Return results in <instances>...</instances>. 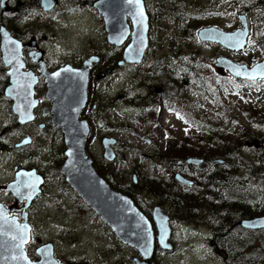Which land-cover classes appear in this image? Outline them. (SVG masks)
<instances>
[{"label":"rangeland","instance_id":"1","mask_svg":"<svg viewBox=\"0 0 264 264\" xmlns=\"http://www.w3.org/2000/svg\"><path fill=\"white\" fill-rule=\"evenodd\" d=\"M22 1L26 8L14 16L11 12L4 14L10 18L5 23L12 32L18 30L23 40L37 37L40 47L46 51L51 69L67 63L78 66L90 53L102 56L103 60L91 70L89 105L82 113V118L87 119L92 128L88 151L99 170L109 171L111 165L103 155L101 139L105 135L116 137L120 158L111 172L115 173L117 183L129 185L130 188H127L131 192L136 191L135 194L145 207L152 210L156 203H160L169 214L171 211L168 201L156 198L155 193L146 187L150 179L158 181L159 176L164 174L157 166V163L162 165L163 162L156 157V152L165 151L167 138L165 129H161L158 124L171 127L176 139L183 137L189 127L168 109H161L162 116L158 121L153 119L158 107L150 110L152 106H148L149 112L146 110L143 114L145 108L141 109V99L135 97L138 91L143 95L147 93L143 87L144 79L152 82L158 78L159 71L148 69L154 62L161 61L163 75L171 71L169 65H179L181 61L178 62L176 57L178 49L184 51L178 54L184 63L179 65V72L185 71L188 56L191 55L192 64L201 68L195 66V69L209 72L207 78L212 81L211 85L205 83V89L199 87V96H195V100L201 101L200 105L194 104L192 110L188 104L182 105L180 111L184 110V114L190 115V120L199 122L208 115L218 118L219 102L233 107V116L226 119L230 123L225 131L237 140L242 139L240 143H235L234 148L238 154V161H234L238 164L237 174L245 179L238 188L252 194H256L259 188L264 192V184H257L255 178H250L253 173H257L261 161L264 165V146L260 151L245 145L239 146L256 135L264 138V83L237 82L227 75L226 82L222 84L214 66L215 58L220 55L238 57L248 63L263 57L264 22H259L256 11L250 15L249 46L245 50L234 51L219 43L202 41L198 37L193 39L185 34V21L192 14L196 19L205 21V26L214 25L226 30L237 28L240 23L237 16L241 11L227 4V0H173L171 4L181 6V10L171 9L170 2L166 0H145L150 18V51L145 56L146 66L142 64L143 61L139 64L118 65L117 61L122 59L124 47L130 39L123 46L108 41L103 17L93 5L95 0H58V4L49 11L38 10L41 8L40 1ZM246 1L252 3L259 0ZM10 3L14 4L15 0ZM255 10L262 11L260 8ZM2 21L0 18V23ZM25 57L28 68L38 70L28 50ZM113 61L117 63L111 64ZM163 75L157 79L159 82L164 80ZM159 82L157 84L160 85ZM7 85L6 66L0 61V139L5 141V151L0 154V178L3 181L10 180L13 176L10 169L20 161L26 166H36L48 176L42 192L28 208L32 232V241L27 245L29 255L38 259L36 248L52 242L56 257L67 264H79V259H89L93 264H135L134 258H141L140 253L117 237L111 227L73 190L61 172L66 149L64 137L61 129L51 124L50 115H43L41 111L44 106H51L46 89L41 84L37 87V95L41 98L40 115L49 120L48 128L39 130L36 126L25 127L26 130L35 131V144L28 148L23 145L20 149L6 150V147H12L19 141L22 135L19 129L9 131L16 125L17 116L12 109L11 97L4 92ZM214 122L218 124V121ZM7 126L10 128L5 131ZM191 129L192 133L197 132L195 128ZM146 137L152 138L155 146L150 145ZM220 147L224 148V143ZM134 174L137 175V183H134ZM261 174L264 175V166ZM181 191H184L183 188ZM0 197L4 203L14 199L12 193L7 191L1 192ZM150 213L147 212L148 215ZM172 227L175 247L173 251L164 253L159 250L154 254V264H224L208 244L209 237L213 235L208 227L183 224L173 218Z\"/></svg>","mask_w":264,"mask_h":264},{"label":"water","instance_id":"2","mask_svg":"<svg viewBox=\"0 0 264 264\" xmlns=\"http://www.w3.org/2000/svg\"><path fill=\"white\" fill-rule=\"evenodd\" d=\"M8 2L9 0L0 1L1 12L10 10ZM40 3L44 10H51L58 4V0H40ZM16 4L17 6L21 4V0H17ZM94 6L103 17L110 43L123 46L130 39L124 47L123 58L119 64L141 63L150 43V18L145 0H96ZM239 18L242 26L235 30L229 31L209 25L199 29L198 37L202 41L219 43L236 51L241 50L249 42L250 27L245 14ZM36 39L33 36L28 42L24 41L16 37L5 23L0 24V50L9 74L5 94L13 99V110L18 115L19 122L27 123L34 120V109L38 103V99L34 97V87L39 76L33 70H25L26 62L23 56L28 46L31 48L32 58L39 62L42 74L46 76V96L52 101L50 110L52 122L58 124L63 131L66 157L61 172L65 175L66 181L123 243L139 251L141 258H134L136 264H152L156 240L162 249H173L170 216L161 205L154 207L153 219L158 231L156 236L150 218L128 194L112 187L99 173L88 151L91 127L89 121L81 117V113L89 99L90 67L93 62L100 60L99 56H91L84 61L82 67L66 64L55 71H50L44 61L45 50L39 47ZM216 66L228 69L240 78L251 80L264 78V59L249 66L220 55L216 59ZM29 141L26 138L23 143ZM116 141V137L103 138V155L109 161L116 158L113 146ZM246 144L258 146L259 141L248 140ZM186 161L198 165L203 159L191 156ZM177 178L183 183L193 182L180 173L177 174ZM134 180L137 181L136 174ZM44 182V176L36 169H21L16 173L15 180L6 186L17 203L24 202L20 208L23 220L11 215L13 210L11 207L0 203V264H67L56 257L52 242L37 247L38 259L30 257L26 249L31 239L28 208L41 192ZM239 224L248 229L264 228V214L242 219Z\"/></svg>","mask_w":264,"mask_h":264},{"label":"trees","instance_id":"3","mask_svg":"<svg viewBox=\"0 0 264 264\" xmlns=\"http://www.w3.org/2000/svg\"><path fill=\"white\" fill-rule=\"evenodd\" d=\"M155 1L158 2L159 0ZM166 1L170 2V4L173 2V0ZM170 4L166 5V7ZM227 4L238 8L241 12L247 8L254 9L259 6L257 1L247 3L246 0H227ZM27 5L30 6L31 4ZM253 5L254 7H252ZM261 5L264 6V2ZM31 7L34 6L31 5ZM25 8L26 5L24 4L20 7L19 11L22 12ZM171 9L181 10V6L171 4ZM38 10L42 11V8H38ZM18 13L11 12L13 16ZM4 14L7 13H2L0 9V18L3 19L2 22L9 21L10 18ZM261 15L264 17V11H261ZM204 23L205 21L196 19L193 14L187 17L185 21L186 36L196 39V31ZM27 29L28 26H26L25 30ZM13 33L20 37L18 30L16 31L14 29ZM183 52L184 51L178 49L177 53L183 54ZM190 57L191 55L188 56L185 71L178 73V79L180 85L188 81L189 84L197 86L199 84L198 76H200V74L197 73L195 67L191 68L190 63H192V60ZM0 61H2L1 56ZM113 62L116 64L118 61ZM203 78H205L204 81L206 83L212 84L209 78ZM155 106L156 105H153L151 110H153ZM218 106H220L218 108V118L208 115L206 119H201L199 122L195 120L192 121L193 126L197 130L196 133L187 131V134H184L183 137L176 139L173 138L172 132L168 131L167 133L169 136L166 141L167 148L166 152H163V154H172V157L184 159L188 155H194L195 153L202 155L199 153L203 151L206 152V149L214 153L215 156L221 157L223 153H225L227 160L225 164L221 165L223 171L220 170V172L218 169L211 170L208 173L203 171L186 173L188 177L196 179H194L192 185L184 186V191H181L182 188L180 186L178 191L167 188L161 191L160 183L154 179H150L149 182L146 183V187H148V190L152 193H155L154 195L156 198L161 201H169L172 218L177 219L183 224L204 225L212 230L213 235L209 237L208 244L224 264H264V229L253 230L239 224L241 219L252 218L264 214V192L259 188L256 189V194H252L245 191L246 189L238 188L239 183L244 182L245 179L239 177L237 174L238 164L234 163V161H238V154L234 151V148H236L235 145L240 143L242 139L237 140L231 133L225 131V127L230 123H227L226 119H230V117L233 116L232 113L234 108L227 105V103H224V105L219 103ZM214 121H218V124ZM192 141H194V147H190V142ZM221 143H224V148L220 147ZM203 146L207 147L204 148ZM239 146H244V142ZM203 165L205 166L206 163L195 167L202 166L203 168ZM207 165L209 169H214L212 165ZM263 166L261 161L257 173H253L250 177L255 178L257 184H264V177H262L264 175L261 174ZM99 172L106 175L113 187L126 193L131 192V190H125V185H120L116 182L115 173L113 174L107 169L99 170ZM135 193L136 191L132 192V197L138 206L144 210L146 214L150 212V209L139 201ZM78 262L79 264H93L89 259H79Z\"/></svg>","mask_w":264,"mask_h":264},{"label":"flooded vegetation","instance_id":"4","mask_svg":"<svg viewBox=\"0 0 264 264\" xmlns=\"http://www.w3.org/2000/svg\"><path fill=\"white\" fill-rule=\"evenodd\" d=\"M12 1L13 0H11L10 2H12ZM262 3H263L262 0H259L257 2V4H259V6H257L254 9L253 8H247V9L244 10L245 11L244 14L246 15V17L248 19V23H249V27L250 28H251V26H250V15L252 13H254V11H256V13L258 14V20H259V22H264V17L261 15V12H258L257 10H255L257 8H260V10L263 11L264 6L261 5ZM23 4L24 3H23L22 0H21V4H19L18 6L16 5V0H15V3L14 4H11L10 3V5H11V8H10L11 11L10 12H13V13L19 12V10H20L19 7L21 5L23 6ZM16 6H17V9H15ZM252 7H254V5ZM242 14L243 13H239L238 16H237L238 19H239V21H240L239 15H242ZM241 25L242 24H241V21H240L238 27H241ZM250 31H251V29H250ZM36 40H37V44H39L38 43V39H36ZM248 46H249V44H247L246 47L243 50H245ZM27 50L29 52V55H30L31 59L38 65V70H34V69H31V68H28L27 61H26V57H25V54H26V51ZM30 51H31V48L27 46L25 48V50H24V56H23V58H24V60L26 62V68H25V70H33L36 73V75L39 76V80H38V82L36 83V85L34 87V90H35L34 97L38 99V103H37V105H36V107L34 109L35 119L32 120V121H30V122H27V123H20L19 120H18V115L14 112L16 114V116H17V122H16V125H14L9 131H11V130L18 131V129H19L22 132V135H21L20 140L17 141V142H15L12 147H6V150H10V151H12L13 149H20L23 145H25L26 148H28V146H33L35 144V136H36L35 131H33V130H26V129H24L25 127H34V126H36L39 130H44V129H47L48 126H49V120L47 118H43L40 115L41 98L37 95V87H39L40 84H41L42 87H45L46 93H47L46 76H44L42 74V71H41V67H40L39 62L38 61H35L32 58V56L30 54ZM149 51H150V46H149L148 50L146 51V53H148ZM93 55H96V54H93V53L88 54L86 56V58L83 59V61L80 63V65H78L76 67H82L84 65V61L87 60V59H89ZM176 57H177L178 62L181 61V62H179V65H183L184 64L183 63V60H180L178 58V55H176ZM217 57L215 58L214 66L217 68V77L221 79L222 84H224L226 82L225 81V78H226L227 75L230 76L231 78L235 79L237 82H243V83L262 82V83H264V79H258V80H255V81H251V80H247V79H242V78H239V77H236L235 75H233L228 69H223V68L217 67L216 66V59H217ZM231 59L234 60V61H236V62H238V63H246L249 66H252V65H254V64L262 61L264 59V55H263L262 58L257 59L256 61L253 60V62L250 61L249 63L248 62H245L244 60H241L238 57H232ZM1 60H2V57H1ZM102 60H103V58L101 56V61ZM44 61L46 63V67L48 68V70L55 71L57 69V68L56 69H51L50 68V65H49V63L47 62V59H46V53L44 55ZM146 61L147 60L144 58V60H143L144 63H142V64L145 65V66H146ZM160 62H161L160 60L154 62L152 64V66L148 68L149 70L151 68H153L154 71H159L160 74H159L158 78H162V75H163L162 67L160 66ZM111 64H114V63H111ZM4 65H5V63H4ZM97 65H99V63L93 62L92 66L90 67V76H91V70L95 66H97ZM179 65L178 64H175V66L169 65L170 68H172V69H171L170 72H166L163 75V76H165V78H163L164 80H162L161 82H159L157 80L158 78L155 79L152 82H150L148 79H144L143 80V87H145L147 89V93H148V94L146 93L145 95L141 94V96H140V99H141L140 104L142 105L141 106V109L142 108H145L143 110V114L146 113V110H147L148 106H153L155 104L156 105V108L158 107V110L156 111L157 112V115H154L153 116V119L154 120H157L158 121L161 118V116H162V114L160 112L161 109H168V111L175 113V118L176 117H179L186 124H188V122L191 121L190 120V115L188 113L187 114H184V112H185L184 110H182V112L180 111L181 106L188 104V106L190 107V110H192V108L194 107V104H196V105L197 104L198 105L201 104V101L195 100V96L198 95V90L200 88H202V89H205L206 88V86H205V83L206 82L204 81L205 78H203V77H208L209 72H208V69H206V68L205 69L207 70L208 73H206L205 71L203 72L202 70L200 71V70H198V69H201L199 65H194V64L190 63L191 68H193V67L196 66L198 68L197 69V72L203 74V75L198 76V81H199L198 82L199 83L198 84V87L196 85H194V84H189L188 81H185V82H183L182 85H180V82H179V79H178V73H179L178 68H179ZM110 68H111V66L109 65V68L108 69H110ZM6 71H7V67H6ZM158 82L160 83V85L157 84ZM8 84H9V75H8ZM152 89H153V92H150ZM4 92H5V90H4ZM88 93L90 94V81H89ZM47 99H49V98H47ZM89 100L90 99H88V103H87L86 107L89 105ZM12 101H13V99H12ZM49 101H50L51 106H52V101L50 99H49ZM13 103H14V101H13ZM51 106L50 107L44 106L41 111H42L43 115H50V117H51L50 119H51V124L52 125H56V126L59 127L58 124H54L52 122V115L50 113ZM86 107L84 108V110L82 111V113L86 110ZM12 109H13V104H12ZM147 112H149V111L147 110ZM82 113H81V117H82ZM162 113H163V111H162ZM235 116H236V113H235ZM158 126H160L161 129L162 128H165L166 135H168V136H169V134L167 132L168 131H171V132L173 131L171 127L167 128L166 125H164V127H162L163 126L162 123L161 124L159 123ZM90 127H91V125H90ZM9 128H10V126H7L5 128V131H8ZM61 131H62V129H61ZM62 133H63V131H62ZM91 134H92V128L90 130L89 137L91 136ZM0 136H1V134H0ZM260 136L261 135H259V136L256 135L253 138H249V141H252V139L253 140L254 139H257L259 141V145L258 146H256V145L255 146L245 145V146L246 147H249V148H254V151L255 150L260 151L262 149V147L264 146V138H262ZM63 137H64V135H63ZM104 137H111V135L110 136L105 135V136H103V138ZM26 138H28L30 141L28 143H23V141ZM103 138L101 139V141L103 140ZM173 138H176V136H173ZM146 140H147V142L150 145H154L155 146V142H154V140L152 138H147L146 137ZM165 143L167 145V142H165ZM190 143H191L190 144V147H194V144L192 142H190ZM118 144H119V141L117 139L116 145H115L116 158L114 160L108 162L111 165V167H110L111 169L109 168V172H111V170H115L116 160L120 158V152L116 148V146ZM4 146H5V141L1 138L0 139V154L5 151V147ZM205 147H207V146H205ZM166 148L167 147H165V149H164L165 151L164 152H166ZM199 154H202V155H198L197 154V155H188V156H195V157L202 158L203 159L202 164H205L206 163L205 166L203 165V168H202V166L201 167L190 166V165H194V164H189L186 161V158L179 159L178 157H175L174 159H172L174 156L173 157L172 156L170 157L168 154H163V153L156 152V157L163 162L162 165L160 163H157V166H159L160 170L164 171L163 172L164 174H162L161 176H159V180L157 181V182L160 183L159 185L161 187V191H163L166 188L167 189H175L176 191H178L179 186L185 190L184 183L180 182L178 180V178H177V173H181L182 175H184L185 177H187L186 173H197V172H202V171L208 173L211 170H218V169H219V171L220 170L223 171V167L221 165L225 164L226 162L225 161L224 162H221L219 160L220 159H224V160L227 159L225 153H223V156H221V157L220 156H215L214 153L209 152L208 149H206V152L203 151L202 153L200 152ZM29 158L31 159L32 156H30ZM94 163H95V160H94ZM207 164L212 165L214 167V169L213 168L209 169V167H208ZM95 166H96V164H95ZM201 168H202V170H201ZM21 169H26V170L36 169V171L39 174H41L42 176H44L45 183L48 180V176H47V173L45 171H43L41 169H38L36 166H33V165L32 166H26V165L23 164L22 161H20V162L16 163L12 169H10V171L13 173V176L11 177L10 180H7V181L4 180L5 181L4 182L0 178V193L3 192V191H7L6 186L11 181L15 180L16 173L19 170H21ZM187 178H190L192 180L193 179H196V178H191V177H187ZM106 180L108 181V178H106ZM137 182H138V179H137V181H134V183H137ZM127 187L130 188L129 185H125V188H126L125 190H130ZM7 192L9 193V191H7ZM122 192L125 193V194H128L129 196L132 197V192H130V193H126L124 191H122ZM1 199H2V197H0V203H3L7 207H11L13 209L12 212H11V215H16L19 218H22V211L20 210V208L23 206L24 202L17 203L15 197H14V199L13 198H11L10 200L8 199V202L7 203L2 202ZM164 201H167V200H164ZM161 205L163 206V204H161Z\"/></svg>","mask_w":264,"mask_h":264},{"label":"snow or ice","instance_id":"5","mask_svg":"<svg viewBox=\"0 0 264 264\" xmlns=\"http://www.w3.org/2000/svg\"><path fill=\"white\" fill-rule=\"evenodd\" d=\"M58 75V74H57ZM21 243H23V240H21Z\"/></svg>","mask_w":264,"mask_h":264}]
</instances>
